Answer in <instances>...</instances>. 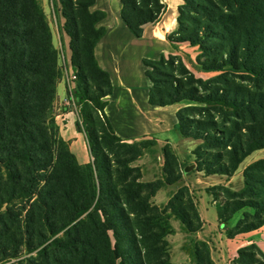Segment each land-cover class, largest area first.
I'll list each match as a JSON object with an SVG mask.
<instances>
[{
	"label": "trees",
	"instance_id": "1",
	"mask_svg": "<svg viewBox=\"0 0 264 264\" xmlns=\"http://www.w3.org/2000/svg\"><path fill=\"white\" fill-rule=\"evenodd\" d=\"M52 2L55 13L60 12L65 20L63 29L70 38L74 61L79 60L80 64L89 61L96 72L106 78L109 89L102 94L106 97L112 90L110 77L94 55L97 41L105 34V28H98L96 24L106 16L105 12L91 11L95 0ZM121 4V17L136 37H141L144 26L155 22L166 8L162 0H121ZM259 29L257 33H247L249 40L243 46V62L239 46L234 45L228 60L224 58L220 64L213 62L209 66L220 70L229 64L232 72L244 73L242 75L256 81L258 88L254 92L239 84L242 89L239 92L232 88L234 83L214 97L235 113H242V119L247 120L242 128L235 126L240 132L237 144L227 145L232 149L234 167L251 151L264 147V85L260 84L264 82V20ZM196 34L201 36L199 31ZM202 37L206 38L205 34ZM191 41L198 43L196 39ZM255 41H260V46ZM256 49L261 57L254 55ZM160 59L164 62L165 55ZM150 61L145 58L143 64L149 65ZM145 74L153 81L148 70ZM60 76L58 51L41 1L0 0V210L7 205L0 212L3 226L0 250L12 256H17L21 247L29 253L37 250L27 264H171L164 232H154L152 228L156 223L166 231L160 214L141 220L147 212L158 210L151 198L162 185L140 182L137 178L119 187L110 180L111 168H103L106 157L101 143H118L130 148L128 151H135L138 142L129 143L115 134L103 112L107 104L104 100L98 106L104 118L100 134L96 130L89 131L92 161L79 163L67 141L59 135L53 115ZM174 91L175 95L166 92L167 98L155 97L151 86L150 103L160 106L179 103L185 96L180 88ZM195 98L203 99L202 96ZM87 99L86 90L77 86L75 101L81 103ZM87 118L94 121L93 117ZM210 123L216 125L213 118ZM77 126L81 131L79 122ZM176 130L183 136H191L177 125ZM228 134L233 137L231 130ZM219 139L214 135L213 144ZM135 152L138 155L139 151ZM252 168L254 172L264 170V158L248 166L245 174L248 188ZM255 181L264 186L262 180ZM183 191L179 190L177 199L182 197ZM16 201L22 202L21 206L13 203ZM245 205L256 211L253 215L245 213L247 220L233 234L228 233L229 237L264 225V197L260 203L249 200ZM189 207L194 210V220L183 203L171 209L186 230L194 233L203 228L204 220L193 197L189 199ZM216 208L221 227L228 228L221 208ZM10 225L16 229L13 231ZM191 242L189 254L195 264H215L208 241L193 237ZM256 248L255 243L241 247L236 264H264Z\"/></svg>",
	"mask_w": 264,
	"mask_h": 264
},
{
	"label": "rangeland",
	"instance_id": "2",
	"mask_svg": "<svg viewBox=\"0 0 264 264\" xmlns=\"http://www.w3.org/2000/svg\"><path fill=\"white\" fill-rule=\"evenodd\" d=\"M40 1L52 30L53 44L58 51V66L61 72L53 103L55 122L59 135L67 141L77 161L88 163L93 158L89 147V131L96 130L100 134V126L104 118L98 106L105 100L102 94L108 91L109 86L106 78L99 75L89 61L81 63L83 68L79 60L74 61L69 45L70 38L63 29L65 20L62 14L55 13L52 0ZM176 4L177 8L171 12L175 20L166 35L170 50L165 55V61H160L161 56H159L151 60L149 65H144V68L152 77L155 97L167 98L166 92L175 95L174 90L181 89V94L185 97L178 103L180 116H178L177 126L179 129L187 130L190 137L199 139L200 141L197 142L200 143L186 145L187 150L181 147L179 155L174 152L169 143L157 141L151 136L124 139L129 143L138 142L135 147V151H139L138 155L135 151H128L130 148L118 143L115 145L101 143V148L106 157L103 168L106 166L111 168L112 179L110 180L116 182L119 187L137 178L140 182H157L162 185L151 198L152 204L158 210L154 209L153 213L147 212L142 215L141 220L144 221L148 216H155V213L160 214L161 224L166 227V231H162L163 228L161 229L156 223H153L152 228L154 232H164L163 240L168 242L167 249L171 264H176L173 263V258L177 259V262L180 261V250L186 253V263L183 264H195L189 251L192 247L191 238L200 239L199 232H188L187 227L173 214L171 207H177L183 203L194 220V210L189 207L190 197H193L197 208L199 204L205 205L206 202L219 206L223 218L228 220V228H223L228 236V233L233 234L237 228L243 226L247 220L245 213L251 215L255 213L256 209L245 203L249 200L260 203L261 198L264 197V186L255 181L259 179L264 182V170L254 172L255 167L250 169L252 170L249 175L251 187L248 188L245 185L246 170H249V165L264 158V147L251 151L234 167V161L231 160L232 149L227 145L237 144L240 132L235 130V126L238 124L242 128L247 120L242 119V113H235L224 105V102L214 100L217 94H223L231 88L230 84L234 83L238 86L233 85L232 88L239 92L242 90L239 84H244L256 92L258 90L256 81L242 75L244 73L232 72L229 64L220 70L209 67L213 62L220 64L222 59L228 60L234 45L239 46V55L243 62L245 56L243 46L249 40L247 33H257L264 20V1L176 0ZM180 7L182 9H179ZM163 13L154 24L164 18ZM197 31L201 36L196 34ZM202 34H205L206 38H203ZM191 39H196L198 43L193 44ZM255 43L259 46L261 44L260 41ZM155 51V47L145 50L140 45L131 44L129 55H127L131 69L138 71V56L141 53L153 56ZM254 55L261 57V52L256 49ZM73 75H76V78H72ZM69 84L74 91L73 100L70 96ZM260 84L264 85V82ZM77 86L86 90L89 97L87 101L81 103L75 101ZM195 96H202L203 99L198 101ZM70 111H73L76 116L73 129L67 125L70 118L67 113ZM87 116L93 117L94 121H89ZM212 118L216 122L214 126L210 123ZM77 122L81 131L78 130ZM68 128L74 134L76 132L79 134L80 149L77 143H72L73 138L69 137ZM230 130L233 137L228 134ZM214 135L220 139L213 144ZM204 138H207V141ZM96 149L97 147H94V150ZM102 158L105 160L104 157ZM180 189L184 190V194L177 199ZM13 203L21 206L22 202ZM6 206L5 204L0 212L4 211ZM2 227L0 224V229ZM10 227L13 231L16 229L13 225ZM254 234L253 236L257 238V243L253 241L257 247V256L264 260V227ZM209 239L212 241L209 244L214 248V256L217 257L215 251L218 246L212 238ZM218 241L220 242L219 239ZM20 250L17 256L0 250V264H27L36 256L37 250L30 253L22 247ZM258 250H261L263 254H259ZM8 252H11V249ZM237 256L232 260L233 264L237 263Z\"/></svg>",
	"mask_w": 264,
	"mask_h": 264
},
{
	"label": "crops",
	"instance_id": "3",
	"mask_svg": "<svg viewBox=\"0 0 264 264\" xmlns=\"http://www.w3.org/2000/svg\"><path fill=\"white\" fill-rule=\"evenodd\" d=\"M162 1L166 4V11L163 13L165 15H162L164 18L155 24L154 22L146 24L143 35L136 37L121 17V0H95V3L91 5V11H103L106 16L96 24L98 28H105V34L97 41L94 47V55L99 66L110 77L112 90L104 98L107 104L103 112L115 134L123 139L151 136L157 141L169 143L174 152L179 155L181 147L187 150L186 145L192 143L197 145V143H200L197 141L200 140L183 136L176 130L178 103L165 106L150 103L152 82L145 74L143 64V59L153 60L161 55H167L170 50L166 35L175 20V18H172L171 12L177 8L178 3L176 4V0ZM131 44L140 45L145 50L156 48L153 56L147 54L145 56L143 55L144 52L138 56V71L131 69L127 59ZM67 114L70 117L67 125L70 129H73L76 124V116L73 111ZM69 128L68 135L73 138L72 143H77L76 145L80 149L81 139L78 136L79 134L77 132L74 134ZM198 211L204 220V226L198 231V237L210 244L212 241L209 238H212L218 246L215 251L216 257L214 256V248L211 245V256L215 264H233L232 260L238 255V250L253 243V241L257 243V238L253 235L264 227L263 225L255 230L235 233L232 237H229L220 225L215 205L208 202L205 205L199 204ZM179 257L181 262L178 261V263L177 259L173 258V263H186L185 252L180 250Z\"/></svg>",
	"mask_w": 264,
	"mask_h": 264
},
{
	"label": "built area",
	"instance_id": "4",
	"mask_svg": "<svg viewBox=\"0 0 264 264\" xmlns=\"http://www.w3.org/2000/svg\"><path fill=\"white\" fill-rule=\"evenodd\" d=\"M72 78H76V75H73ZM69 90H70V96H71V99L73 100L74 99V94H73V88L72 86L69 84Z\"/></svg>",
	"mask_w": 264,
	"mask_h": 264
}]
</instances>
